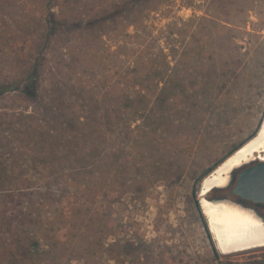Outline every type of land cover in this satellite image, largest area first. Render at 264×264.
<instances>
[{
  "label": "rangeland",
  "instance_id": "obj_1",
  "mask_svg": "<svg viewBox=\"0 0 264 264\" xmlns=\"http://www.w3.org/2000/svg\"><path fill=\"white\" fill-rule=\"evenodd\" d=\"M82 2L64 3L65 12L71 20H84L89 27L84 33L65 29L57 34L48 49V63L42 68L47 73L43 76L41 98L0 97V150L20 146L19 138L26 140L28 124L38 121L47 134L53 123L48 122L52 117L44 114L42 101L49 97L55 106L61 99L69 101V95L75 94L68 95L70 85L77 90L81 86L85 99L89 98L86 104L94 101L99 114L116 109L118 105L110 91L117 73L125 74L139 63L140 50H146L143 56L147 57L160 49L167 54L166 47L175 45V59L167 57L172 60L167 69L160 62L163 79L156 77L159 94L175 86L167 90L168 98L162 104L157 103L159 95L152 98L146 107L152 110L147 109L143 116L129 114L130 134L113 136L108 145L101 146L94 192L98 206L108 216L106 231L112 235L105 247L107 255L114 259L100 264H264V248L221 254L211 233L210 240L205 236L203 223L207 224V220L202 211V217L198 215L193 196L199 177L224 161L235 146L250 140L264 113V0H174L170 9L145 18L144 25L135 27L137 32L128 26L125 17L105 25L92 22L98 2ZM58 10L60 6L55 8ZM43 13L42 0H0L1 62L11 45L16 50L26 44L39 45L45 29ZM191 16L196 18V34L183 38L186 33L181 32L187 30ZM179 34L183 36L177 42L168 39ZM6 40L11 43L5 47ZM198 44L206 46L203 52L194 49L193 56L201 58L199 64L185 56L186 46ZM33 48H27L24 54ZM73 50L78 56H74L70 72L62 65ZM2 64L0 73L14 67ZM55 82L62 87L56 96ZM140 85L136 83V87ZM205 86L214 91V100L208 107L185 94ZM174 94L175 98L169 99ZM73 98L84 102L79 96ZM22 150L30 153L32 147L25 144ZM106 155L113 157L115 167L126 164L132 172L128 185L123 184L124 178L109 176ZM238 172L228 189L209 198L240 199L231 194ZM56 186L51 185L54 194L56 189L65 188L63 182ZM52 197L56 196L49 195V199ZM196 199L199 201L198 194ZM17 202L22 205L29 201L17 197ZM257 206L264 212V204ZM213 248L220 254L216 259L212 258Z\"/></svg>",
  "mask_w": 264,
  "mask_h": 264
},
{
  "label": "trees",
  "instance_id": "obj_2",
  "mask_svg": "<svg viewBox=\"0 0 264 264\" xmlns=\"http://www.w3.org/2000/svg\"><path fill=\"white\" fill-rule=\"evenodd\" d=\"M71 1L98 2L97 11L91 17L92 22L105 25L125 17L128 19V26L137 32L135 27L144 25L145 18L161 9H170L169 5L174 0H42L45 7V13L42 15L45 29L40 34L39 45L32 44L34 48L30 49L31 52L27 55L24 54L25 50H29L32 45L19 46L17 50L11 45L5 50L4 62H1V59L0 63H3L5 68L7 64L14 67L0 73V97L19 95L41 98L43 76L47 73L42 68L48 63V49L57 34L65 29L70 33L79 29L81 33L89 27L84 20L74 21L66 14L64 3ZM57 6L61 8L58 12L55 11ZM195 21V16L187 20V30L181 32L186 33L183 38L196 34ZM182 36L183 34H179L168 39L177 42L178 37ZM6 42L3 45L11 43L10 40ZM40 43L42 47H39ZM166 48L167 54L160 49L158 53L147 57L143 56L147 51L140 50L139 63L136 62L137 64L125 74L117 73L116 82L112 84L110 91L118 105L116 109L109 108L105 114H99L94 101H91L90 105L86 104L89 98L85 99L83 88L80 86L77 90V87L70 85L67 88L68 95L73 92L75 94L69 95L70 100L67 102L61 99L59 107L55 106L49 97L42 101L44 114L52 117L48 122L53 123L47 134L43 132V125L38 121L34 125L28 124L25 130L29 135L27 134L26 140H23L24 137L19 138L20 146L9 148L8 151L3 148L0 150V264H78L82 261L100 264L114 259L106 253V240L112 234L106 231L107 213L98 206L95 198L97 182H93L94 172L99 166L101 146L108 145L113 136L116 138L120 134L127 137L130 134L129 114L143 116L152 98L159 95L156 98L157 103L162 104L163 100L168 98L170 91L167 90L174 89L175 86L170 85V88L159 94L160 88L156 82V77L163 79L161 75H164L158 64L164 62L167 69L172 61L167 57L175 59L178 52L175 45ZM194 49L203 52L206 46L198 44L185 47V56L199 64L201 58L196 54L193 56ZM74 56L76 58L78 55L74 50L70 51L68 59L63 61L65 66L62 67L70 72L73 70L69 66ZM176 66L177 64H173V67ZM205 75L202 76L204 79ZM52 79L55 81V76ZM137 82L141 83L139 87H136ZM54 84L55 96L60 95L62 87H57V84L61 83ZM185 94L193 100L203 102L207 107L214 100V91L206 86ZM75 95L84 102L79 103L73 98ZM174 98L175 94L169 99ZM110 111L114 114H108ZM57 127L60 128L59 132ZM25 144L32 147L30 153L22 150ZM239 147L240 145H237L231 149L227 157ZM105 158L106 168L111 170L109 176H114L115 179L124 178L126 182L123 184L128 185L132 181V172L128 171L126 164L115 167L113 157L106 155ZM73 162L78 166H74ZM221 163L215 164L199 177L194 188V202L200 217L202 214L196 196L201 181ZM62 182L65 188L56 189L57 193L54 194L51 185L56 184L58 187ZM219 191L213 190L209 195H216ZM49 195L56 197L51 200ZM17 197H23L29 202L18 204ZM14 202L15 206L12 205ZM203 229L206 238L210 240L205 221ZM219 255L213 248L212 258L216 259Z\"/></svg>",
  "mask_w": 264,
  "mask_h": 264
},
{
  "label": "bare ground",
  "instance_id": "obj_3",
  "mask_svg": "<svg viewBox=\"0 0 264 264\" xmlns=\"http://www.w3.org/2000/svg\"><path fill=\"white\" fill-rule=\"evenodd\" d=\"M252 160H264V119L255 136L204 177L200 184L199 206L221 254L264 248L262 217L232 203H214L206 198L212 188L226 184L231 169Z\"/></svg>",
  "mask_w": 264,
  "mask_h": 264
},
{
  "label": "water",
  "instance_id": "obj_4",
  "mask_svg": "<svg viewBox=\"0 0 264 264\" xmlns=\"http://www.w3.org/2000/svg\"><path fill=\"white\" fill-rule=\"evenodd\" d=\"M264 119V113L262 115V118L260 119L258 126L254 132L255 134L258 132L262 121ZM243 145V144H242ZM237 150V149H236ZM227 158V157H226ZM238 172V175L236 177V182L234 187L231 190V194L235 197H239L242 200L250 201L254 204H264V160H252L249 162H246L244 164H241L233 169H231L227 175L226 184L224 186H219L212 188L209 192L213 190H225L228 189L233 182L234 179V173ZM209 194L207 195V199L210 202H229L234 205L240 206L241 205L235 201L228 199L226 197H213L209 198ZM200 195V189L198 192V197ZM199 203V201H198ZM263 222H264V218Z\"/></svg>",
  "mask_w": 264,
  "mask_h": 264
},
{
  "label": "flooded vegetation",
  "instance_id": "obj_5",
  "mask_svg": "<svg viewBox=\"0 0 264 264\" xmlns=\"http://www.w3.org/2000/svg\"><path fill=\"white\" fill-rule=\"evenodd\" d=\"M223 197H226L228 199H232V200L237 201L241 205L242 208L247 209V210H250V211L254 212L257 216L264 218V212H262L259 209V207L257 206V204H254V203H252L250 201H247V200L234 199V198L229 197V196H223Z\"/></svg>",
  "mask_w": 264,
  "mask_h": 264
}]
</instances>
